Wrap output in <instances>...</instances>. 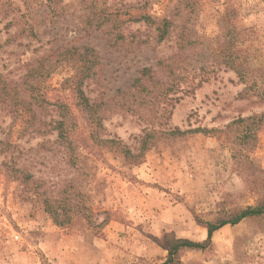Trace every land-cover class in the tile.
I'll return each mask as SVG.
<instances>
[{
    "label": "rangeland",
    "instance_id": "374dc122",
    "mask_svg": "<svg viewBox=\"0 0 264 264\" xmlns=\"http://www.w3.org/2000/svg\"><path fill=\"white\" fill-rule=\"evenodd\" d=\"M2 6L21 10L18 23L8 26L12 20L1 17ZM175 6L186 13L175 18L174 36L158 44L142 18L171 16ZM227 11L233 16L239 62L263 68L262 0H0L4 81L21 82L29 64L60 48L88 47L102 68L95 76L101 85L90 82L88 95L110 99L118 89H129L144 68L158 69L160 60L175 55L182 35L191 70L206 81L174 107L167 129L215 130L162 140L141 165L129 166L111 147L101 149L100 158L93 154L96 148L76 147L70 156L57 132L30 135L14 109L0 101V141L18 146L14 155L0 151V264H162L168 252L155 239L173 233L204 241L203 224L256 203L264 194V129L254 150L239 162L232 150L239 127H227L264 112V70L243 82L221 64ZM71 74L61 66L45 80L47 100L56 103L58 96L68 95L63 82ZM50 110L47 122L59 118L55 105ZM104 127L105 138L135 152L147 125L130 114H114ZM5 163L25 168L53 195L76 185L87 217L72 214L66 227L55 225L35 190L12 179ZM180 257L183 264H264V218L227 225L206 251L183 250Z\"/></svg>",
    "mask_w": 264,
    "mask_h": 264
},
{
    "label": "trees",
    "instance_id": "16d2710c",
    "mask_svg": "<svg viewBox=\"0 0 264 264\" xmlns=\"http://www.w3.org/2000/svg\"><path fill=\"white\" fill-rule=\"evenodd\" d=\"M174 10L171 16L165 15L157 19L150 16L142 18L147 29L154 30V37L158 44L174 36L177 28L175 18L182 17L184 12L186 13V8L183 6H175ZM20 12L19 8L2 6L1 17L3 19L11 17L12 21L8 25L11 26L22 18ZM230 13L227 11L224 17L227 31L224 36L226 49L219 60L222 65L234 71L240 81L246 82L249 74L261 72L264 67L251 69L239 62V52L235 50L236 33L232 28L235 26H233V16ZM22 33H26V28L22 29ZM30 34L35 35L33 30H30ZM124 38L122 34L118 36V39L123 40ZM117 42L118 40L114 45ZM176 44L179 51L175 55L160 60L157 64L158 69L144 68L139 77L133 80L129 89H118L110 99L98 96L92 100L88 95L87 87L90 86V82L101 85L100 80L95 77L96 72L97 74L102 72L98 55L88 47H72L60 48L33 61L28 65L30 68L21 82H7L0 76V101L3 108L6 109L5 105H7L8 108L14 109L24 125L23 130L28 132L30 129V135L57 132V141L68 150L70 156L75 153L76 147H81L83 149L96 148L93 154L100 158L101 149L111 147L123 156L127 165L139 166L143 163L145 154L162 140L215 131L167 129L174 107L184 97L194 95L206 81L191 70L189 57L185 53L189 46L186 39L180 35ZM61 66L72 71L70 77L63 82V90H66L68 95L58 96V101L53 103L47 100L43 93V86L45 80ZM96 67L97 71H95ZM70 97L72 98L71 104L67 102ZM51 105H55L59 118L52 117L50 122H47L45 118L51 117ZM114 114H130L147 125L135 152L120 140L105 138L104 121ZM82 126L88 130L87 134L82 131ZM234 126L239 129L232 142L233 159L240 162L243 154L247 157V152L253 151L256 147L258 133L264 129V112L239 118L229 124L227 129ZM79 128L82 133L77 136L76 132ZM89 141L93 142L92 146ZM0 149L3 154L14 155L18 151V146L10 141H0ZM4 167L10 173L11 178L20 185L31 186L35 190L42 200L45 212L55 225L66 227L72 222V214L87 217L84 197L76 185L70 184L66 191L53 195L43 181L35 180L25 168H16L15 164L10 165V163H5ZM262 218H264V194H260L253 206L235 208L225 218H218L213 222L203 224L207 228V237L204 241L178 239L173 233H166L161 239H155L159 246L168 252L167 259L162 264H183L180 257L181 251L188 249L206 251L212 244L214 234L221 228L227 225L235 226L245 220Z\"/></svg>",
    "mask_w": 264,
    "mask_h": 264
}]
</instances>
